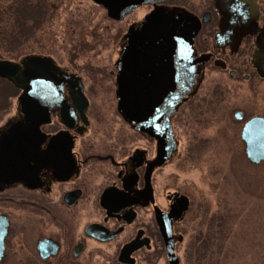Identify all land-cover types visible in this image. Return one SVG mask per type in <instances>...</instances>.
Segmentation results:
<instances>
[{
    "label": "flooded vegetation",
    "instance_id": "obj_1",
    "mask_svg": "<svg viewBox=\"0 0 264 264\" xmlns=\"http://www.w3.org/2000/svg\"><path fill=\"white\" fill-rule=\"evenodd\" d=\"M55 6L51 0L0 1V47L8 57L0 61L14 64L15 74L32 57L40 68L37 101H29L33 108L21 89L0 77L19 109L14 117L0 116V264H169L159 221H169L178 258L184 238L179 227L192 207L187 194L156 179L176 148L172 118L185 121L189 109L198 111L205 100L198 96L209 86L216 98L231 81L250 82L248 53H242L246 44L247 63L264 81L253 61L264 29V0H257L255 26L246 30L236 51L231 36L228 44L217 41L224 19L215 0L149 2L119 18L87 0L89 16L71 13L57 31L60 43L55 34L48 36ZM156 6L190 17L191 61L200 62L167 118L174 149L151 166L157 139L124 114L117 80L133 32ZM140 9L148 12L139 17ZM237 111L243 120L242 109L233 118ZM17 126V137L9 139ZM181 196L188 204L179 213Z\"/></svg>",
    "mask_w": 264,
    "mask_h": 264
},
{
    "label": "rangeland",
    "instance_id": "obj_2",
    "mask_svg": "<svg viewBox=\"0 0 264 264\" xmlns=\"http://www.w3.org/2000/svg\"><path fill=\"white\" fill-rule=\"evenodd\" d=\"M51 1L56 4L50 11L54 17L50 27H42L45 31L49 27L52 35H47L53 39L55 34L60 43L63 37L57 31L64 27L71 13H78V18L89 16L87 0ZM147 12L140 9L136 14L141 17ZM243 47L242 53H248L245 65L246 73L251 74L250 82L231 81V88L220 89L222 93L218 92L216 98L212 97L213 89L209 86L198 96L205 99L201 100L198 111L192 113L189 109L185 121L172 118L176 148L156 179L160 186L181 191L192 201L186 222L179 227L184 234L176 249L181 264L194 262L189 255L193 239L196 237L200 244L201 236L208 235L211 264H264V161L251 164L240 139L248 118L264 117V81L255 77L247 63L250 45ZM6 58L0 47V59ZM16 102V95L0 80V116L19 114ZM237 109L244 111L241 121L233 118ZM191 158L195 159L194 163L190 162ZM224 217L225 223L221 221Z\"/></svg>",
    "mask_w": 264,
    "mask_h": 264
},
{
    "label": "water",
    "instance_id": "obj_3",
    "mask_svg": "<svg viewBox=\"0 0 264 264\" xmlns=\"http://www.w3.org/2000/svg\"><path fill=\"white\" fill-rule=\"evenodd\" d=\"M103 5L111 17L119 18L133 11L137 6L163 0H94ZM216 7L223 15L224 23L217 35L219 44H228L231 36L232 51H236L246 30L256 22L257 0H215ZM231 21V23H230ZM192 22L188 15L165 11L156 6L145 17L140 29L133 32L128 48L123 56L124 69L118 77L121 108L129 119L138 120L142 130L157 139V156L151 166L164 162L174 149L168 115L188 89L193 68L200 60L191 61ZM264 29L256 39L257 51L253 56L255 68L264 77ZM39 62L32 57L17 74L14 64L0 61V77L8 79L23 91V97L30 108V102L37 101V76ZM236 120L242 113L236 112ZM18 127V126H17ZM37 129V127H36ZM19 127L15 135L17 137ZM162 131L163 136L157 134ZM241 140L245 145V155L251 164L264 161V118L254 117L246 121L241 130ZM179 213L187 209V199L180 197ZM169 264H178L173 248L170 223L159 221Z\"/></svg>",
    "mask_w": 264,
    "mask_h": 264
},
{
    "label": "trees",
    "instance_id": "obj_4",
    "mask_svg": "<svg viewBox=\"0 0 264 264\" xmlns=\"http://www.w3.org/2000/svg\"><path fill=\"white\" fill-rule=\"evenodd\" d=\"M226 216L227 215L225 214V217ZM225 217L223 219L221 218V221L224 223L226 220ZM199 241L200 244L198 243L197 238L195 237L189 247L190 258L194 259V262L191 264H211L212 253L210 249L211 240L209 238V235L201 236Z\"/></svg>",
    "mask_w": 264,
    "mask_h": 264
}]
</instances>
